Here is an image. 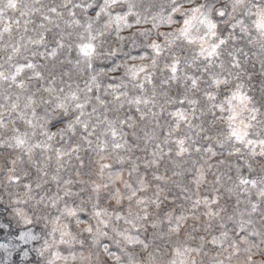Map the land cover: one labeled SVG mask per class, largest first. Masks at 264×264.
Segmentation results:
<instances>
[{
	"label": "snow or ice",
	"instance_id": "1",
	"mask_svg": "<svg viewBox=\"0 0 264 264\" xmlns=\"http://www.w3.org/2000/svg\"><path fill=\"white\" fill-rule=\"evenodd\" d=\"M0 264H264V0H0Z\"/></svg>",
	"mask_w": 264,
	"mask_h": 264
}]
</instances>
